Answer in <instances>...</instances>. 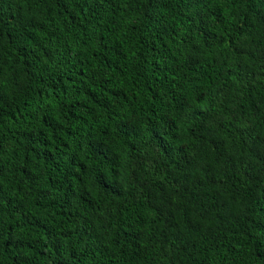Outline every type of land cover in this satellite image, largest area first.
<instances>
[{
    "label": "trees",
    "instance_id": "1",
    "mask_svg": "<svg viewBox=\"0 0 264 264\" xmlns=\"http://www.w3.org/2000/svg\"><path fill=\"white\" fill-rule=\"evenodd\" d=\"M0 264H264V0H0Z\"/></svg>",
    "mask_w": 264,
    "mask_h": 264
}]
</instances>
